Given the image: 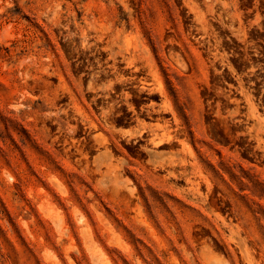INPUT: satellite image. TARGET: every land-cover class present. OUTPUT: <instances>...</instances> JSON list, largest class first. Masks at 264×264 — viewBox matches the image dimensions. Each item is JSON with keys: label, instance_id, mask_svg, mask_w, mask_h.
<instances>
[{"label": "rangeland", "instance_id": "1", "mask_svg": "<svg viewBox=\"0 0 264 264\" xmlns=\"http://www.w3.org/2000/svg\"><path fill=\"white\" fill-rule=\"evenodd\" d=\"M259 86L264 0H0V264H264Z\"/></svg>", "mask_w": 264, "mask_h": 264}, {"label": "flooded vegetation", "instance_id": "2", "mask_svg": "<svg viewBox=\"0 0 264 264\" xmlns=\"http://www.w3.org/2000/svg\"><path fill=\"white\" fill-rule=\"evenodd\" d=\"M239 84V82H237ZM225 84L228 86V87H231L232 85H229L227 82H225ZM232 89L235 91V92H238L240 93V91L237 90L236 87H232ZM258 89L261 91V92H264V89H262V86H259ZM227 92H231V90H226ZM260 98H262V96H260ZM263 106H264V102H263ZM262 112H261V115H264V107H262ZM239 116L240 117H245V115L243 113H239ZM246 124V121L243 120V119H238L235 121V126L236 127H243V125ZM236 135L239 137L238 141H240V143H237V144H229L230 147H233V151L237 150L238 151V154L240 155H246L248 156L249 158H252L253 159V162L250 163L251 166H254L256 168H260L261 167H264V150L261 149L258 151L257 154L254 153V151L257 150V145H254V144H248V143H243L244 140V136H245V133L243 132H236ZM247 141V140H246ZM250 149H253L254 151L253 152H250ZM260 165V166H259Z\"/></svg>", "mask_w": 264, "mask_h": 264}, {"label": "bare ground", "instance_id": "3", "mask_svg": "<svg viewBox=\"0 0 264 264\" xmlns=\"http://www.w3.org/2000/svg\"><path fill=\"white\" fill-rule=\"evenodd\" d=\"M160 92H161V91H160ZM143 122H144V121H143ZM167 123H168V122H167ZM144 126L146 127V124H144ZM145 127H144V130L146 129ZM158 128H161V126L159 125ZM164 128H165V127H164ZM183 128H184V127H183ZM149 129H150V128H149ZM171 129H172V128H171ZM174 130H175V129H174ZM166 133H167V132H166ZM146 134H147V133H146ZM177 134H178V133H177ZM152 135H154V134H152ZM157 135H159V134H156V135H154V136H157ZM165 135H166V134H165ZM170 136H171V135H170ZM170 136L167 137V140H168V141H170V139H171ZM174 137H175V136H174ZM164 138H165V137H164ZM164 138H163V139H164ZM175 138H176V137H175ZM171 140H172V139H171ZM154 142H155V141H154ZM158 142H159V141H158ZM158 142H157V143H158ZM157 143H156V145H157ZM168 143H169V142H168ZM162 144H163V143H162ZM152 145H153V144H152ZM177 177H178V176H177ZM200 184H201V183H200ZM212 184H213V183H212ZM209 186H210V185H209ZM210 188H211V187H210ZM248 256H249L248 261L252 264V258H251V256H250V253H248Z\"/></svg>", "mask_w": 264, "mask_h": 264}]
</instances>
